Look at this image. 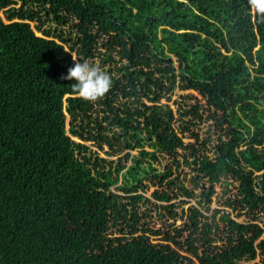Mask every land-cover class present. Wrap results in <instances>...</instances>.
Returning <instances> with one entry per match:
<instances>
[{
    "label": "trees",
    "instance_id": "obj_1",
    "mask_svg": "<svg viewBox=\"0 0 264 264\" xmlns=\"http://www.w3.org/2000/svg\"><path fill=\"white\" fill-rule=\"evenodd\" d=\"M0 10V264H264V20L248 0ZM72 53L111 75L95 103L62 79Z\"/></svg>",
    "mask_w": 264,
    "mask_h": 264
},
{
    "label": "clouds",
    "instance_id": "obj_2",
    "mask_svg": "<svg viewBox=\"0 0 264 264\" xmlns=\"http://www.w3.org/2000/svg\"><path fill=\"white\" fill-rule=\"evenodd\" d=\"M249 10L259 20H264V0H248ZM74 66L68 69L66 76L62 79L76 81L71 86L72 92L80 99L95 103L102 99L110 90L112 78L109 72L105 71L99 63L83 60L78 61V57L72 53Z\"/></svg>",
    "mask_w": 264,
    "mask_h": 264
},
{
    "label": "rangeland",
    "instance_id": "obj_3",
    "mask_svg": "<svg viewBox=\"0 0 264 264\" xmlns=\"http://www.w3.org/2000/svg\"><path fill=\"white\" fill-rule=\"evenodd\" d=\"M0 17L3 19V20H5V18H4V14H3V12L0 10ZM30 24V26H31V28H32V30L34 31V33L36 34V35H42V32H41V30L43 29H46L47 27H49V29H50V31H51V38H53V39H55V40H57V35H58V33H59V29L58 28H54V25L53 24H51V23H49V22H45V23H43L42 25H41V28H39V29H36L35 28V23L34 22H30L29 23ZM160 28V27H159ZM159 33L160 32H158L157 33V35H159ZM258 47V44L254 47V50L256 49ZM91 62H95V63H99L100 64V60L97 58V59H95V60H92ZM174 64L176 65V62H174ZM177 91L174 89V93H172L171 94V96H170V100L169 101H165L164 99H161L160 100V103H167L173 110L175 109V106L172 104V101L176 98V93ZM85 145H87L88 146V148L92 151V152H94V154H96L97 156H99V157H103V158H105V159H110V160H112L113 161V163H115L116 162V160H117V158L118 157H121L122 155H123V153H124V151H126V150H124V151H122V152H120L119 154H116V155H112V156H107V155H105V151L107 150V147L106 146H103V148L102 149H98L96 146H95V144H92L91 142H85L84 143ZM129 155H131V156H137V157H139L138 155H137V149H133V150H130L129 151ZM130 162H131V160L129 159L128 161H127V164H130ZM143 167H145L144 165H145V163H142L141 164ZM116 185H118V184H116ZM116 192H118V191H116ZM120 193V192H119Z\"/></svg>",
    "mask_w": 264,
    "mask_h": 264
}]
</instances>
